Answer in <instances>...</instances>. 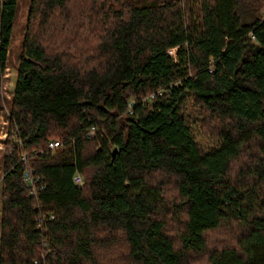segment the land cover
<instances>
[{"label":"trees","instance_id":"obj_1","mask_svg":"<svg viewBox=\"0 0 264 264\" xmlns=\"http://www.w3.org/2000/svg\"><path fill=\"white\" fill-rule=\"evenodd\" d=\"M263 4L30 0L0 264H264Z\"/></svg>","mask_w":264,"mask_h":264},{"label":"rangeland","instance_id":"obj_2","mask_svg":"<svg viewBox=\"0 0 264 264\" xmlns=\"http://www.w3.org/2000/svg\"><path fill=\"white\" fill-rule=\"evenodd\" d=\"M29 7L30 0H19L18 12L13 25L6 75L0 88V184L2 178V159L6 149V140L8 139L11 125L13 90L16 84L17 67L21 57ZM262 11L264 12V4ZM5 132L6 135L4 134Z\"/></svg>","mask_w":264,"mask_h":264},{"label":"built area","instance_id":"obj_3","mask_svg":"<svg viewBox=\"0 0 264 264\" xmlns=\"http://www.w3.org/2000/svg\"><path fill=\"white\" fill-rule=\"evenodd\" d=\"M251 37L254 38L253 35H252ZM177 49H178L177 46H176V47H171V48L168 49V54H169L172 58H174L175 60H177ZM6 69H7V68H5V72H4L3 79H4L5 75H6ZM2 83H3V81H2ZM1 85H2V84H1ZM160 92H161V91H158V93H160ZM155 95H156L155 93H152L150 96L145 97V98L143 99V101H145V100H149V99H151L152 97H154ZM94 131H95L94 128H92V129L90 130V132H89V136H90V137L92 136V134L94 133ZM4 134L6 135V132H5ZM58 146H60V142H59L58 140H52V141L49 142V148H51V149H55V148H57ZM73 179H74V183H75V185H76L77 187H82V185H83V176H82L80 173L77 172V173L74 175V178H73ZM25 180H27V182H29V184L33 182L32 178L30 177L29 174L25 176Z\"/></svg>","mask_w":264,"mask_h":264}]
</instances>
